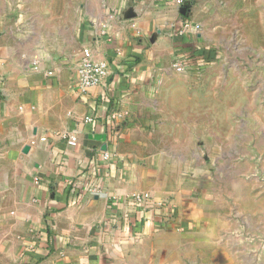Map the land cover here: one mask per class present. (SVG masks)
<instances>
[{
  "label": "crops",
  "instance_id": "crops-1",
  "mask_svg": "<svg viewBox=\"0 0 264 264\" xmlns=\"http://www.w3.org/2000/svg\"><path fill=\"white\" fill-rule=\"evenodd\" d=\"M116 8L88 23L78 10L71 23L51 0H0V264H238V238L218 235L193 199L199 173H180L171 155L164 167L155 150L163 85L205 30L180 36L192 9L183 15L178 0ZM88 48L109 75L82 92ZM140 193L179 207L142 212Z\"/></svg>",
  "mask_w": 264,
  "mask_h": 264
},
{
  "label": "rangeland",
  "instance_id": "rangeland-1",
  "mask_svg": "<svg viewBox=\"0 0 264 264\" xmlns=\"http://www.w3.org/2000/svg\"><path fill=\"white\" fill-rule=\"evenodd\" d=\"M119 1L51 0V10L64 11L71 23L81 10L88 23L113 6L117 12ZM194 2H186L189 21L201 24L205 39L183 71L163 85L167 103L158 116L163 126L155 150L168 154L164 167L170 168L171 155L180 173H199L196 183L204 187L193 199L203 217L216 221L218 235L238 238V255H245L238 264H264V0ZM150 198L167 212L179 207L173 196ZM162 248L174 251L169 244ZM184 248L179 253H187Z\"/></svg>",
  "mask_w": 264,
  "mask_h": 264
},
{
  "label": "built area",
  "instance_id": "built-area-1",
  "mask_svg": "<svg viewBox=\"0 0 264 264\" xmlns=\"http://www.w3.org/2000/svg\"><path fill=\"white\" fill-rule=\"evenodd\" d=\"M179 7H184L186 5L185 0H178ZM189 10L186 12L185 16H188ZM195 30L197 32H201L202 28L200 25H194L191 21L187 20L184 23L183 31L180 33L184 34L185 31ZM173 32V30H172ZM171 32V33H172ZM174 69L176 71L182 72L183 66L179 64H174ZM79 73H80V81L79 87L82 92H86L94 87L99 86L102 83V80L108 77L109 75V63L106 60H102L96 58L94 53L88 48L82 51V56L79 61ZM86 123H93L94 119L92 117H87L85 119ZM69 144L71 146H75L77 144V137L70 136ZM133 201L135 204L140 207L145 212L146 208L154 207L153 209H160L159 205H156L152 202L149 195L136 194L133 197ZM163 206V205H162Z\"/></svg>",
  "mask_w": 264,
  "mask_h": 264
},
{
  "label": "water",
  "instance_id": "water-1",
  "mask_svg": "<svg viewBox=\"0 0 264 264\" xmlns=\"http://www.w3.org/2000/svg\"><path fill=\"white\" fill-rule=\"evenodd\" d=\"M188 8H189V5H185L184 7L181 8V12H182L183 15L186 14V12L188 11Z\"/></svg>",
  "mask_w": 264,
  "mask_h": 264
}]
</instances>
